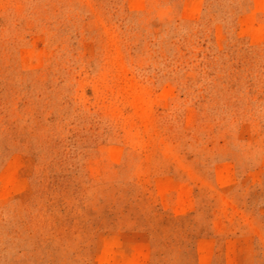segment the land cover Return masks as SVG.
I'll return each instance as SVG.
<instances>
[{
	"label": "rangeland",
	"instance_id": "obj_1",
	"mask_svg": "<svg viewBox=\"0 0 264 264\" xmlns=\"http://www.w3.org/2000/svg\"><path fill=\"white\" fill-rule=\"evenodd\" d=\"M0 264H264V0H0Z\"/></svg>",
	"mask_w": 264,
	"mask_h": 264
}]
</instances>
